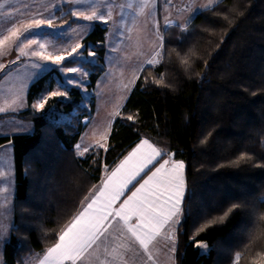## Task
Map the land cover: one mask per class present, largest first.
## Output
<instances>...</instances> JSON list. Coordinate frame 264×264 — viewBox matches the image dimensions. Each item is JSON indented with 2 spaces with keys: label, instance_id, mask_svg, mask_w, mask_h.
Returning <instances> with one entry per match:
<instances>
[{
  "label": "trees",
  "instance_id": "1",
  "mask_svg": "<svg viewBox=\"0 0 264 264\" xmlns=\"http://www.w3.org/2000/svg\"><path fill=\"white\" fill-rule=\"evenodd\" d=\"M68 9L56 10L59 21L76 22ZM107 32L96 21L83 39L94 61L63 62L91 70L88 95L71 87L67 97L33 107L48 83L56 85L55 67L32 82L27 108L0 114L34 125L31 132L0 135V146L12 143L15 164L4 264H25L52 246L107 168L144 138L185 163L176 264H264V0H221L186 27L167 29L160 61L140 72L106 145L80 156L76 145L106 71Z\"/></svg>",
  "mask_w": 264,
  "mask_h": 264
},
{
  "label": "rangeland",
  "instance_id": "2",
  "mask_svg": "<svg viewBox=\"0 0 264 264\" xmlns=\"http://www.w3.org/2000/svg\"><path fill=\"white\" fill-rule=\"evenodd\" d=\"M220 1L212 0V5ZM65 2L66 0H0V5H4L3 8H0V39L8 35V30L13 26L20 27L21 24H27L32 19H53L52 26L42 24L39 28L34 27L29 30L34 35L29 36V33H23L15 44H11V46L6 44L3 47L4 54L0 55V65L4 66L0 68V108H3L4 111H0V114L18 112L27 108V93L32 82L55 67L59 71L58 74L55 73L56 85L52 89L48 83L33 103V106L38 104L41 99L50 97L52 91H61L62 87L60 85L63 84L66 76H80L79 73H63L60 69L62 67H79L81 63L54 65L50 61H44L39 57L32 56V51L39 50L37 44L25 49L29 53L28 55H21L18 47L21 43L27 42L24 37L35 39L38 43H47L46 53H52L53 55H67L62 50L64 48L70 50L71 45L79 42L83 47L78 50L77 58L95 60V56L89 55L90 52L94 53V51L91 46L87 49L84 47L83 39L91 31L93 23L96 21H86L82 17L73 15L72 17L77 19L76 22L59 21L58 18L61 14H56V10L65 5ZM142 3H147L148 7L145 8L143 14H140L139 8ZM208 3L209 0H85V2L74 3L75 6L69 7L68 10L70 12L84 11L88 13L93 5H98L99 10L105 15L108 6L110 5L112 8V17L106 24L108 26L107 40L105 41V45L108 48L105 60L107 69L100 77L94 90L97 106L95 108L96 114L93 113L94 115L92 114L88 118L90 119V124L84 135L83 142H86L89 135L95 131L97 136L99 135L96 141L105 145V140L101 139V137L104 136L106 127L109 124L110 115H108V112L114 110L113 107L118 106V102H121L124 97L123 93L124 91L126 92L127 86H123V81L124 79L127 80L129 74L133 72V70H128L130 69L128 67H137L140 62L152 53L150 55L151 59L155 53H153L155 47L160 45L158 33L163 36L164 42L167 29L178 25L184 28L186 21L187 26L197 12L204 10L201 5ZM129 4H131V7L128 6ZM154 4L156 5L157 32H155V19L150 17L155 7ZM7 13H11V15H7ZM172 21L174 25H168ZM175 30L171 28L167 35L173 34ZM157 51H162V49ZM71 58L68 57V59ZM160 59L161 57L159 61ZM34 63H38L42 67L34 68L32 66ZM156 64L158 63L153 65ZM146 65L150 64L146 63L144 67ZM83 68L88 72V76L84 79L83 87L80 88L88 95V82L91 70L84 65ZM88 119H86V124ZM32 126L34 128L31 121L15 117L0 118V135L27 132L32 129ZM9 147H11V144L0 146V162L4 163V165L8 164L7 169H3L5 175H0V177H3L0 178V226L7 228L5 234L3 227H0V235L3 236V240L0 241V264H4V245L10 238L15 210L14 177H11V172L6 175L11 168L10 161L12 160L10 157L9 160L7 158ZM80 152L82 151H79L78 154ZM121 235L120 231L116 233L115 227L108 228L107 232L100 238L105 243L104 246L99 247L103 254L95 255L97 263L94 264H123L121 253L126 248L122 246L127 242L124 245H120ZM108 247H110L109 251ZM47 248L28 256L25 264H39V260L43 258ZM105 249H107V252ZM112 249H116L114 256L109 255ZM125 252L127 255L123 253L124 256H129V249H126ZM100 257L103 259L99 262L98 259Z\"/></svg>",
  "mask_w": 264,
  "mask_h": 264
},
{
  "label": "snow or ice",
  "instance_id": "3",
  "mask_svg": "<svg viewBox=\"0 0 264 264\" xmlns=\"http://www.w3.org/2000/svg\"><path fill=\"white\" fill-rule=\"evenodd\" d=\"M85 2V0H75V3L79 4ZM131 7V4L128 5ZM212 6V0L206 5H201V8L208 9ZM4 5H0L3 8ZM147 3H142L139 8V13L143 14L145 8H147ZM11 15V13H7ZM71 15L82 17L86 21H102L107 24L108 20L112 17V8L109 5L106 15L99 10L98 5H93L90 12L86 13L84 11H72ZM47 24L52 26L53 19H32L27 24H21L20 27L13 26L8 30V35L0 39V55H3V47L7 44H15L16 41L20 39L23 33H29V36L34 35V33L29 32L32 28H39L40 25ZM187 21L184 27H186ZM179 26V25H178ZM27 41L26 43H21L18 47V51L21 55H28L29 53L25 49L29 48L31 45L37 44V51H32L31 55L34 57H39L41 60L50 61L54 65H62L68 57L73 59L70 61L72 63L77 62L78 50L83 47L79 42L64 48L62 51L66 52L67 55L58 54L53 55L52 53H46L47 43H38L35 39H30L27 36L24 37ZM158 39L160 40L159 48L163 49V36L158 33ZM89 55L94 56L95 53L90 52ZM162 56V51H156L153 57L146 61L147 64L153 65L159 62V58ZM187 63V61H184ZM34 68H41L42 66L38 63L32 65ZM4 67L0 65V68ZM46 70V69H45ZM63 73L76 74L79 73L80 76L75 75L66 76L63 84L60 87L65 88L64 91H52L50 97H67L68 92L71 87H83L84 79L88 76V72L81 66L79 67H62L60 69ZM135 79V76L133 77ZM160 83L161 81H155ZM48 97L41 99V101L34 105L33 107L43 109ZM15 103V101H13ZM0 111H4L0 108ZM118 115L119 113H114ZM128 120H132V116L127 117ZM101 139H106V135L102 136ZM203 143V141H202ZM97 147H104L103 144L97 142ZM150 150V154L145 155L142 152L144 147ZM79 151L81 146L76 145ZM89 148H83L80 155L88 152ZM167 153H162L160 150L155 148L149 143L147 139L142 140L140 145L129 153V156L125 158L120 167L112 173V175L105 182L104 187L99 190L91 202L87 204L72 220L65 225L58 233L57 241L49 248L46 249L43 258L39 260V264H91V257L95 254L90 251L97 245L100 238L107 232L108 228L111 227L113 222H122L124 228L131 234V236L138 242L139 246L147 253L149 251V245L156 240L158 236L161 235L162 230L165 226L169 224L180 223L179 217L182 214V204L186 191V181L184 177L185 165L183 161L179 160H169L164 159L163 163H159V167H155V171L149 169L151 175L145 173L147 179L143 180V183H139V187L135 191H132L131 196H128L126 200L119 206V208H114L113 205L119 199L120 196L124 194V189L139 175L141 171L147 167L148 164L156 157L163 159V156ZM243 158V157H241ZM136 160L138 166L134 167L121 181L119 184L114 185L110 190L109 186L114 184L115 179L126 169V166L130 162ZM151 185V187H149ZM148 189L147 193L141 196V193L145 189ZM6 191V189H5ZM131 191V189H129ZM239 207L238 205H233V208ZM233 209L230 208L228 211L231 212ZM228 213H225L227 216ZM133 218L135 223H130ZM221 220L223 217L220 218ZM264 219V217H262ZM3 227V226H0ZM203 231V227L199 229ZM3 232L6 234L7 228L3 227ZM174 231H170L167 235V239L174 238ZM3 240V236L0 235V241ZM197 246L206 249L207 245L203 242H196ZM122 247H127L126 245ZM98 250V249H97ZM173 252L175 248L171 249ZM107 252V249H105ZM116 249H112L109 255H115ZM149 259H151V254L149 253ZM240 256L237 254L236 260L239 261Z\"/></svg>",
  "mask_w": 264,
  "mask_h": 264
},
{
  "label": "crops",
  "instance_id": "4",
  "mask_svg": "<svg viewBox=\"0 0 264 264\" xmlns=\"http://www.w3.org/2000/svg\"><path fill=\"white\" fill-rule=\"evenodd\" d=\"M69 7H73L75 6V0H66L65 2ZM155 3V2H154ZM155 5V4H154ZM215 5V4H214ZM213 6V5H212ZM152 8V7H151ZM74 9V8H73ZM152 12V11H151ZM198 13V12H197ZM197 13L195 14V16L197 15ZM194 16V17H195ZM152 19H155V27L156 30L155 32H157V17H156V5L154 7V10L150 16ZM193 17V18H194ZM192 18V19H193ZM191 22V21H190ZM189 22V23H190ZM168 25H174L173 21L169 22ZM107 40V38H106ZM107 48V46H106ZM159 48V45L157 47H155V50L153 51L156 52ZM108 52V48L106 49V55ZM152 54V53H151ZM149 54L142 62H140L138 64L137 67H128L130 69L128 70H133V72H131L127 78V80L124 79L123 81V86H127V90L126 92L124 91V97L122 98L121 102H118V106L113 107L114 110H112L111 112H108V115H110L109 121H108V126L106 127L105 130V134L106 135V139L105 140V145L108 142V138L112 129V125H113V121L115 118V114L119 112V110L121 109V107L123 106V104L126 102L140 72L141 69L144 67V65L146 64V61L150 59V55ZM105 60H106V56H105ZM126 67V66H125ZM107 69V68H106ZM135 76V79H133V77ZM1 79V78H0ZM113 105V102H112ZM111 105V106H112ZM97 107V106H96ZM110 109H112L110 107ZM94 114H96V109L94 111ZM93 114V115H94ZM90 124V119H88V122L86 124V128L84 130V132L82 133V136L78 142L77 145H80L81 148L79 151H83V148L88 147L89 150L92 149L93 147H96L97 141L96 139L99 137V135L97 136V133H95V131L89 135V138H87L86 142H83V138L84 135L89 127ZM33 126L32 129L27 131V132H31L33 131ZM20 133H24V132H20ZM12 134H17V133H12ZM12 134H4V135H12ZM141 139L138 142H136L131 148H129L119 159L117 162H115L113 165H111L110 167L107 168V170L104 172L102 178L100 179V181L98 183H96L91 190L88 192V194L82 199L78 212L76 213V215L83 210L84 207L87 206L88 203L91 202V199L98 194L99 190L102 189L104 187L105 182L108 180V178L112 175V173L114 171H116L120 165L122 164L123 161H125V158L129 156V153L133 152L134 149H136L142 140ZM149 141V143L151 145H153L155 148H157L158 150H160L155 144H153L149 139H147ZM5 144H11V147H9L8 151H7V158L9 160V157L12 159L10 161V170L8 171V173L6 175H9L10 172L11 177H14V184H15V164H14V149H13V145L12 143H5ZM3 144V145H5ZM2 146V145H1ZM11 148V149H10ZM77 149V148H76ZM77 150V152H79ZM161 151V150H160ZM142 152L145 155L150 154V150L145 146L142 149ZM162 152V151H161ZM12 153V154H11ZM87 153V152H86ZM86 153H84L83 155H85ZM163 153V152H162ZM80 155V156H83ZM164 159H169V160H176L172 157V155H167L165 156L163 159H161L160 157H156L152 163L148 164L147 167L144 168L143 171H141L139 173L138 176H136V178L134 180H132V182L130 184H128V186L124 189V194L122 196L119 197V199L115 202V204L113 205L114 208H119V206L123 203L124 200H126L128 198V196H131L132 191H135V188L133 187V185H135L136 188H138L140 185L139 183H137V181H140V183H143V180L141 179V177H143L144 179H147V176L145 175V173H148V175H151V172H149V169H151L152 171H155V167H159V163H163ZM157 161H159V163H157ZM182 161V160H179ZM8 163V162H7ZM184 163V162H183ZM7 165H4V163L0 162V175L4 176L5 172H3V169L6 168L7 169ZM153 165H155V167H153ZM185 165V163H184ZM138 166L136 160H133L132 162L129 163L128 166H126V169L115 179L114 184L110 185L109 188L110 190L114 187V185L119 184L120 181L134 168ZM3 167V168H2ZM184 177H185V181H186V168H184ZM3 178V177H0ZM151 187V185L149 186ZM3 189V187H2ZM129 189H131V191H129ZM148 191V189L146 188L144 190L143 193H141V196L146 194ZM15 192V190H14ZM186 192V191H185ZM185 197V196H184ZM183 205V204H182ZM75 215V216H76ZM73 218V217H72ZM72 218L66 223V225L72 220ZM180 219V217H179ZM135 219L133 218V220L130 223H135ZM65 227V226H64ZM111 227H115L116 228V233H118V231H120V233H122L121 235V244L120 245H124V243H126L125 245L127 247H125L127 250L129 249L130 254L129 256H124L127 255V253L125 252V250H123V252L121 253V256L123 257V264H176V249H177V244H178V239H177V228L178 225L176 224H169L167 226H165V228L162 230L161 235L158 236L156 238L155 241H153L150 245H149V251L146 253L138 244V242L135 241V239L131 236V234L127 231L126 228H124L123 223L122 222H113ZM110 227V228H111ZM170 231H174L175 235L173 239H167V235ZM118 235V234H117ZM106 242V241H105ZM120 243V242H119ZM105 243H103L101 240H99L97 242V245L94 246V248L90 251L94 252L95 254L91 257V264L97 263V261H95V255H102L103 251H100L99 247L100 246H104ZM175 248V251L173 252L171 249ZM98 249V250H97ZM110 250V247H108V251ZM124 253V254H123ZM149 253L151 254V259H149ZM123 254V255H122ZM101 259L103 258H99L98 261L100 262ZM103 261V260H102ZM105 262V260H104Z\"/></svg>",
  "mask_w": 264,
  "mask_h": 264
}]
</instances>
